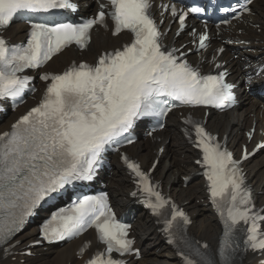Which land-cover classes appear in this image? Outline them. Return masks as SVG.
Instances as JSON below:
<instances>
[{
  "label": "snow or ice",
  "instance_id": "1",
  "mask_svg": "<svg viewBox=\"0 0 264 264\" xmlns=\"http://www.w3.org/2000/svg\"><path fill=\"white\" fill-rule=\"evenodd\" d=\"M252 4L253 0L239 3L238 9L232 10L233 18L251 12ZM110 5L113 35L127 29L134 36L131 43L122 50L101 55L94 66L80 63L61 74L41 75V80L50 83L39 103L20 116L10 131L0 133V245L14 237L42 202L55 199L73 181L90 179L105 146L127 132L135 118L145 113L167 115L175 105L160 98L169 97L180 105L216 108L228 107L233 100L232 85L225 83L224 72L201 75L178 57L176 50H162L161 34L149 15L150 0H110ZM75 7L71 0H0V30L6 29L18 12L48 13ZM164 7L168 9V5ZM200 11L192 7L179 15L181 26L188 13ZM171 13L177 15L174 6ZM104 22L105 12L101 10L80 24L33 22L23 44L9 47L0 37V98L16 96L25 88L31 78L18 74L26 68L38 69L73 42L83 47L89 30ZM207 39L206 33L200 34L199 48L205 47ZM185 122L194 126L195 146L202 150L203 164L208 166L205 176L210 199L224 224L222 264H230V238L241 223L245 226L246 248L264 251V215L254 210L239 161L221 150L218 143H212L215 138L200 123ZM257 148H264V143ZM248 155L245 152L242 159ZM122 158L139 178L142 191L148 194L147 206L159 214L168 201L149 184L138 164ZM171 216L166 221V231L178 218L183 224L189 223L175 206ZM85 225L94 226L98 239L106 245L105 252L97 253L87 264H121L112 258L113 252L121 256L134 252L133 241L126 238L128 226L116 221L103 194L84 197L69 208L52 213L41 227V234L49 241L61 240L79 234ZM188 247L201 256L191 244ZM135 254L139 255L138 250ZM184 264L197 261L184 256ZM201 264L213 262L201 256Z\"/></svg>",
  "mask_w": 264,
  "mask_h": 264
},
{
  "label": "bare ground",
  "instance_id": "2",
  "mask_svg": "<svg viewBox=\"0 0 264 264\" xmlns=\"http://www.w3.org/2000/svg\"><path fill=\"white\" fill-rule=\"evenodd\" d=\"M80 1L88 2L90 0ZM254 6L257 11L251 18L254 23L262 26L263 33L258 35L250 27L245 29L246 36H235V34L229 33L233 38L237 37V41L250 38L249 47H242L237 50L240 57L245 61L228 62L232 72L230 76L232 80H238L241 73L240 69L248 65L246 60L255 62L257 58H260L259 63H264V0H257ZM22 31L21 25H15L8 31L7 36L12 37L14 40L21 36ZM126 40L125 35L113 39L108 33L98 31L94 33L91 44L84 55L92 57L100 50L117 47L122 41ZM248 48L251 50H248ZM71 59H78L77 54L72 51H65L59 57L53 59L52 63H58L59 67L56 70H60ZM222 59L227 60L228 57L224 54ZM238 91L239 101L243 105L241 112L234 109L229 114L223 116L210 115L207 119L209 129L218 133L220 137L226 135L231 148L245 143L242 130L249 128L254 122L260 123L259 114L264 113V102L250 98L240 89ZM198 113L200 112L198 111ZM11 120L12 116L5 119L0 125V129L7 126ZM168 126L165 132L157 135V140L138 141L130 149L143 164H148L154 158L153 152H156L160 147L164 148L165 142L168 141L166 146L172 148L171 154L174 160L172 161L169 158L168 153L162 154L155 171V177L165 187L170 196L177 203L184 204L185 209L189 211L192 218L190 233L196 239H205L212 247H215L219 236V228L215 217L206 205L202 181L197 176H193L185 187L179 182L180 177L197 172L191 162L194 152L182 138L178 130L180 125L174 116L169 117ZM245 169L249 183L254 189L258 205L264 206V153L257 155L251 161H247ZM103 180L108 183L114 206L118 210L125 209L130 203L128 194L132 188L124 171L117 165L112 169L111 175L103 178ZM157 229L158 227L155 226L149 216L143 212L137 214V221L134 224V236L137 240V246L141 248L142 259L136 264H180L171 248L164 243L157 233ZM34 232L35 228L32 226L19 235L18 240H26L25 244H27L31 242L28 238ZM79 245L80 240L64 245L62 248L53 247L45 252L37 251L40 255L35 258H26L24 264H79L80 262L74 256V252ZM262 259H264V253L261 257L247 256L245 261L247 264H259L258 262Z\"/></svg>",
  "mask_w": 264,
  "mask_h": 264
},
{
  "label": "rangeland",
  "instance_id": "3",
  "mask_svg": "<svg viewBox=\"0 0 264 264\" xmlns=\"http://www.w3.org/2000/svg\"><path fill=\"white\" fill-rule=\"evenodd\" d=\"M261 26V25H260ZM260 29L262 30V32H263V28L262 27H260ZM261 32V33H262ZM260 33V34H261ZM251 97L250 98H254L253 97V95H250ZM167 148V149H166ZM166 148H165V151H164V153H168V155H169V158L173 161L174 159H173V157H172V154H171V150H172V148H168V146H166ZM168 151V152H167ZM181 178H179V182L181 183V180H180ZM182 185V184H181ZM204 241H205V239H203Z\"/></svg>",
  "mask_w": 264,
  "mask_h": 264
}]
</instances>
